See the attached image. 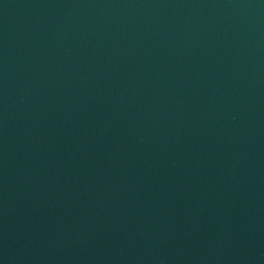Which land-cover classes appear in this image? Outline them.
Instances as JSON below:
<instances>
[{"label": "water", "instance_id": "1", "mask_svg": "<svg viewBox=\"0 0 264 264\" xmlns=\"http://www.w3.org/2000/svg\"><path fill=\"white\" fill-rule=\"evenodd\" d=\"M0 264H264V0H0Z\"/></svg>", "mask_w": 264, "mask_h": 264}]
</instances>
